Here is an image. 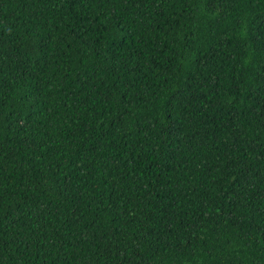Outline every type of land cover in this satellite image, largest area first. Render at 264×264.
<instances>
[{
  "label": "trees",
  "instance_id": "16d2710c",
  "mask_svg": "<svg viewBox=\"0 0 264 264\" xmlns=\"http://www.w3.org/2000/svg\"><path fill=\"white\" fill-rule=\"evenodd\" d=\"M0 264H264V0H0Z\"/></svg>",
  "mask_w": 264,
  "mask_h": 264
}]
</instances>
